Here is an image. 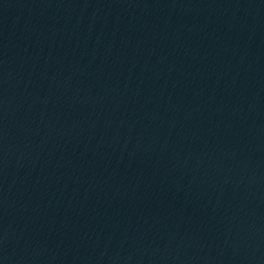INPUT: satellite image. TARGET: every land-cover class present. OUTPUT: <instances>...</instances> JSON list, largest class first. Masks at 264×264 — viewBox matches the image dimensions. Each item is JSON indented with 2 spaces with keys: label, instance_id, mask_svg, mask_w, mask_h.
Returning a JSON list of instances; mask_svg holds the SVG:
<instances>
[{
  "label": "water",
  "instance_id": "1",
  "mask_svg": "<svg viewBox=\"0 0 264 264\" xmlns=\"http://www.w3.org/2000/svg\"><path fill=\"white\" fill-rule=\"evenodd\" d=\"M0 264H264V0H0Z\"/></svg>",
  "mask_w": 264,
  "mask_h": 264
}]
</instances>
